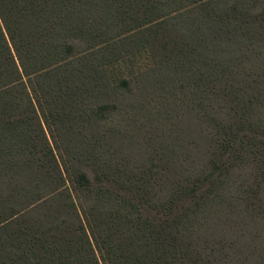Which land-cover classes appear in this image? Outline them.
Instances as JSON below:
<instances>
[{
	"label": "trees",
	"instance_id": "obj_1",
	"mask_svg": "<svg viewBox=\"0 0 264 264\" xmlns=\"http://www.w3.org/2000/svg\"><path fill=\"white\" fill-rule=\"evenodd\" d=\"M0 264H264V0H0Z\"/></svg>",
	"mask_w": 264,
	"mask_h": 264
}]
</instances>
